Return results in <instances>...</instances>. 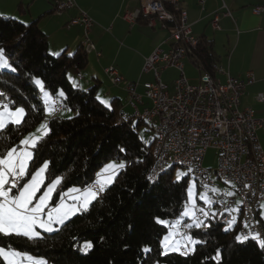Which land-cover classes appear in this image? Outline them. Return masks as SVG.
Masks as SVG:
<instances>
[{
    "label": "trees",
    "instance_id": "trees-1",
    "mask_svg": "<svg viewBox=\"0 0 264 264\" xmlns=\"http://www.w3.org/2000/svg\"><path fill=\"white\" fill-rule=\"evenodd\" d=\"M51 1L54 7L55 0ZM149 19L140 14L136 23L147 27ZM172 26L161 23L150 30L168 36ZM0 48L5 49V56L17 69L16 72L0 70V92L27 111L19 127H8L4 133L10 141L18 143L45 119L44 104L33 78L40 79L50 93L62 89L66 94L61 112L69 115L53 114L47 121L49 133L32 149L36 164L50 161V178L63 177L58 193L86 188L99 169L111 160L124 161L126 165L88 210L78 212L51 233H41L35 241L0 235V247L27 252L47 264H264V247L255 239L238 242L235 237L241 222L223 230L226 223L221 222L223 214L217 211L210 212L215 215L206 220L209 227L186 230L202 241L195 245L194 251L188 255L180 252L159 255L160 242L168 227L158 224L155 218L173 221L179 216L187 201V181L186 178L179 183L174 180V167L154 182L148 181L153 156L151 143L146 146L145 141H152L151 129L147 126L150 136L144 139L138 131L144 122L118 123L120 103L114 98L110 107H106L96 99L102 84L97 79L93 78L86 89L71 85L68 73L74 69L81 71L88 64L81 45L71 57L67 51L53 56L49 53L47 35L36 21L24 24L0 15ZM211 48L209 42L198 39L189 63H199L200 72L211 73L218 60ZM121 148L126 151L121 152ZM53 200L58 202L60 196L54 195ZM85 241L93 244L87 253L79 250ZM144 246L152 251L143 253ZM218 249L221 255L213 259ZM0 264H4L1 258Z\"/></svg>",
    "mask_w": 264,
    "mask_h": 264
},
{
    "label": "built area",
    "instance_id": "built-area-1",
    "mask_svg": "<svg viewBox=\"0 0 264 264\" xmlns=\"http://www.w3.org/2000/svg\"><path fill=\"white\" fill-rule=\"evenodd\" d=\"M67 10H76L77 15L65 28L69 30L80 25L83 51L86 54L96 52L90 39L94 21L77 7L75 0H55L53 14L61 15ZM223 10L209 22L213 30L219 29L222 17L230 16L227 8L223 7ZM262 11V7L253 8L255 14ZM140 14L150 17L147 25L150 28L157 23L173 25L167 36L170 40L168 49L162 50L161 44L156 45L142 64V73H150L153 80L141 84L125 83L114 66L106 67L103 72L112 86H122L126 93L117 122L142 121L151 129L153 165L148 181L153 177L151 182H154L167 165L181 167L185 171L191 168L188 176L198 186L215 187L216 180L226 185L224 181L229 180L235 185L232 190L236 194L223 196L206 211L222 213L221 222L226 223L234 217L231 209L238 207L239 215L235 218V222H241L238 233L243 236L249 232L260 233L264 239V224L260 223L257 215L259 204L264 201V151L257 138L260 131L264 133V117H255L250 108L241 107L240 100L245 86L253 82V76L247 73L244 78L235 77L219 66H214L211 73L200 72L199 63H195L193 66L197 68L199 78L196 84H192L184 76V66L192 49L197 47L198 39L192 35L180 0H143L136 11H126L121 18L131 28ZM165 69L177 72L171 85L161 80ZM218 75L224 77L223 82ZM254 99L264 103V93L257 94ZM125 107L130 112H126ZM61 111L58 104L53 114L59 115ZM209 151L216 157L214 168L203 166ZM96 180L97 177L93 178L87 187L94 185ZM246 184L250 187L245 188ZM238 201L242 203L238 204ZM197 215L204 218L199 212ZM186 230L181 226L178 234L186 233Z\"/></svg>",
    "mask_w": 264,
    "mask_h": 264
},
{
    "label": "crops",
    "instance_id": "crops-1",
    "mask_svg": "<svg viewBox=\"0 0 264 264\" xmlns=\"http://www.w3.org/2000/svg\"><path fill=\"white\" fill-rule=\"evenodd\" d=\"M142 1L75 0L77 7L85 11L94 21L90 30V39L95 44L96 52H91L94 60L90 62V70L86 76L92 75L97 79L101 71L99 66L104 61L110 66H115L125 81H137L141 84L153 80L150 73H142V64L156 45L161 44L162 50L168 49L170 41L167 40V35L161 31L152 32L149 26L142 27L137 23L130 28L121 18L126 11H136ZM180 3L187 14L192 35L211 44V49L218 59L214 66L228 70L235 77L244 78L247 73L253 76V82L245 86L244 94L240 99L241 107H248L255 117L263 118L264 103H258L254 98L257 94L264 93V0H180ZM223 7L229 10L230 16L222 17L219 21V29L213 30L209 22L215 14L224 11ZM255 7H262L263 11L255 14L253 13ZM52 9L51 0H0V15L15 18L24 24L37 22L39 29L47 35L50 54L63 51L72 53L81 43L82 27L77 24L67 30L65 25L77 15V12L67 10L61 15H55L51 12ZM159 24L161 23H157L155 27ZM62 27L68 32L64 33ZM123 43L127 46H123ZM188 62H185V66ZM168 71L170 70H163L160 77L164 83L171 85L174 79L169 77ZM102 73L104 74L103 70ZM78 74L81 77H78ZM73 76L78 84L77 88L91 83L87 80L88 77H83L81 71L76 69ZM91 78L93 81V77ZM218 79L224 81L222 75H218ZM119 88L126 97V93L121 87ZM114 98L117 99L112 95L109 103ZM117 100L121 107L124 106L126 98L124 101L119 98ZM128 109V107L124 108L126 112H130ZM51 117L53 113L45 116L46 121ZM257 138L264 151V133L260 131ZM226 186L228 190L233 191L228 185ZM261 204H264V201L259 204L257 215L261 223H264L260 216ZM232 213L235 218L239 215L238 212Z\"/></svg>",
    "mask_w": 264,
    "mask_h": 264
},
{
    "label": "snow or ice",
    "instance_id": "snow-or-ice-1",
    "mask_svg": "<svg viewBox=\"0 0 264 264\" xmlns=\"http://www.w3.org/2000/svg\"><path fill=\"white\" fill-rule=\"evenodd\" d=\"M60 54L54 53L53 55L59 56ZM68 55L71 57L74 53L70 52ZM0 70L17 71L5 56V49L3 48H0ZM68 78L74 87H78V84L72 80L70 74ZM33 82L39 87V91L42 94L41 99L44 104L43 111L45 115L52 114L58 104L62 106L63 100L66 99V94L62 89L57 90L55 93H50L45 90L40 79L33 78ZM96 99L106 107H110L108 100L102 99L99 95ZM26 116L27 111L24 106H15V101L7 97L5 93L0 92V235L5 237H24L30 241H35L41 236V231H38V229L51 233L57 230L56 225L62 226L78 212L88 210L100 194L105 192L107 187L114 182L119 171L125 168L126 165L124 161L119 163L109 162L97 173L98 179L94 182V185L84 189H69L67 192L58 193L57 190L63 182V177L55 176L50 178L48 175L50 161L44 160L42 163L36 164L35 153L31 150L35 149L44 136L49 133L50 127L47 121L40 123L35 133H29L23 139H20L18 143L10 141V138L4 136L8 127H19L25 121ZM36 133H39V135ZM149 143L151 141H145L146 146ZM120 151L125 152L126 149L121 148ZM172 166L167 165L164 170L166 171ZM191 172V168H188L186 172L178 169L176 181L178 183L181 182ZM152 179L153 177H149V180ZM224 183L229 185L230 188L235 187L229 180H225ZM244 187L249 188L250 186L246 184ZM204 188L206 191L197 193L194 191L195 183H189L187 201L176 220L169 221L160 217L155 218L158 224L174 230L170 231L161 240L160 248L162 251L159 252V255L166 256L170 252H180L182 255H188L191 251H194L196 244L202 243V241L194 239L193 236L187 233L180 234L181 240L173 238L177 234L176 230L181 226L184 229L210 226L205 223V220L210 215L214 216L215 213H210L203 207L197 209L196 199L198 198L205 205L211 207L214 201L209 192L216 195L220 194V190L208 185H204ZM57 194L60 196L59 202L53 200L54 195ZM235 194L234 191L230 190L223 192V195L229 197ZM69 200L71 202H68ZM237 203L240 204L242 201ZM261 208L264 210V204L261 205ZM197 211L204 219L197 215ZM231 211L238 212L240 208H233ZM262 215H264V211H262ZM183 218H188L191 223L182 224ZM234 222L235 217L228 221L229 226ZM247 226L246 224L245 227ZM248 238L257 240L261 247H264V239L261 238L260 233L249 232L247 236L238 234L235 237L238 242ZM92 247V242L85 241L79 246V250L87 253ZM141 251L147 254L152 249L144 246ZM220 255L221 253L218 249L213 259ZM0 258H3L6 264H47L45 260L33 258L27 252L5 247H0Z\"/></svg>",
    "mask_w": 264,
    "mask_h": 264
},
{
    "label": "rangeland",
    "instance_id": "rangeland-1",
    "mask_svg": "<svg viewBox=\"0 0 264 264\" xmlns=\"http://www.w3.org/2000/svg\"><path fill=\"white\" fill-rule=\"evenodd\" d=\"M38 4V3H37ZM62 30H63V32L64 33H67L68 31L67 30H65V28L64 27H62ZM170 41V40H169ZM170 43V42H169ZM123 46H127L126 44H122ZM129 47V46H128ZM52 55V54H51ZM88 65L83 69V70H81V74H82V76L83 77H88V81L89 82H91L88 86H90L92 83H93V81H91L92 80V78L91 77H93V78H95V76H86V74L89 72V64H90V62L91 61H93L94 60V58H93V54H91V53H88ZM108 66H110V64H108V63H105L104 61H102V63H101V66H99V70H101V71H99V74H98V76H97V79H99V81H101V87H100V89H99V91H98V94H97V96L99 95L102 99H104V100H108V101H110L109 99H111V97H112V95H114V96H116L117 97V99L119 98L120 100H122V101H124V99L126 98L124 95L125 94H123L121 91H120V88L119 87H121L122 88V86H117V87H115V86H112L108 81H107V79H106V77H105V75L102 73V70H104L106 67H108ZM115 67V66H114ZM96 69H98V65L96 64ZM117 69V68H116ZM170 71H168L169 73V77H171L172 79H175L176 77H177V72H175V71H173L172 69H169ZM73 73H74V70H71L69 73H68V77H69V74L71 75V78H72V80H74L75 82H76V80H75V77L73 76ZM162 74V73H161ZM199 72L197 71V68H195L191 63H187L186 64V66H184V76L192 83V84H196L197 83V81H198V78H199ZM93 75H95V74H93ZM70 81V80H69ZM127 82H130V81H125V83H127ZM134 82H137V81H134ZM70 83H71V85L73 86V83L70 81ZM88 86H83L82 88H80V89H86ZM36 87H37V89H38V91H39V87L36 85ZM74 87V86H73ZM77 88V87H76ZM39 94H40V97L42 96V94H41V92L39 91ZM106 96H108V97H106ZM110 104V103H109ZM104 105V104H103ZM128 111H129V109H128ZM61 115L63 116V117H66L67 116V113H65V111L63 112V113H61ZM48 115H46V117H47ZM46 121V118H45V120L43 121V122H45ZM42 123V122H41ZM39 126V125H38ZM38 126H36L33 130H31L29 133H35V131H36V128L38 127ZM148 130V127H147V125H145V124H142V125H140L139 127H138V131H139V133L144 137V139H148L149 138V136H150V133L147 131ZM29 133H27L25 136H27ZM37 135H39V133H36ZM24 136V137H25ZM23 137V138H24ZM22 138V139H23ZM32 150V149H31ZM116 162V163H119L118 161H115V160H111V161H109V162ZM109 162H107L106 164H108ZM204 165L203 166H205V167H210V168H214L215 167V164H216V157H215V155H214V153L213 152H211V151H209L207 154H206V157L204 158ZM105 165V164H104ZM103 165V166H104ZM103 166L99 169V171L98 172H100L101 171V169L103 168ZM181 170V171H185L183 168H181V167H177V166H175L174 168H173V171H172V173H173V178H174V180H176V173H177V170ZM186 172V171H185ZM186 178V181H187V188H188V185H189V183L190 182H194L195 183V181L192 179V177H190V176H187V177H185ZM215 188H217V189H219L220 190V194H216V195H214V194H212L211 192H209V195L212 197V199H213V201H214V203L213 204H216L220 199H222L223 198V196H225V195H223V192L225 191V190H228L229 188L226 186V185H224L221 181H219V180H216V186H215ZM194 191L195 192H202V191H206V189L203 187V186H198L196 183H195V189H194ZM65 192H67V191H65ZM187 198H188V194H187ZM59 202V201H58ZM68 202H71L70 200L68 201ZM212 204V205H213ZM196 205H197V209H199L200 207H203V208H205V210L207 209V205H205L202 201H200L198 198L196 199ZM211 205V206H212ZM262 205V204H261ZM260 208H261V206H260ZM212 211H215V210H212ZM262 211H264V210H262V208H261V210H260V212H261V214H260V216H261V218L263 219V221H264V215H262ZM197 213H198V211H197ZM178 218V217H177ZM176 218V219H177ZM175 219V220H176ZM204 219V218H203ZM174 221V220H173ZM183 221H185L186 223H191V221L188 219V218H183V220H182V222ZM205 223L206 224H208V221H206L205 220ZM222 223H224V222H222ZM261 223V222H260ZM262 225L264 224V223H261ZM233 225V224H232ZM231 225V226H232ZM60 225H57L56 226V228H58ZM231 226H229V224L226 222V224H224L223 225V230H225V229H229ZM241 227V226H240ZM239 227V228H240ZM238 229V228H237ZM239 230V229H238ZM38 231H41V233H49V232H44V231H42V230H39L38 229ZM167 232H166V234L165 235H167L170 231H174L173 229H170V228H168V230H166ZM177 231V230H176ZM186 233H188V231H186ZM239 234V233H238ZM164 235V236H165ZM164 236L162 237V239L161 240H163V238H164ZM173 239H175V240H181V235H178V234H176V236H174V238ZM183 243V242H182ZM189 247H191V245H189ZM34 258V257H33ZM38 258H40V257H38ZM2 260H3V258H1ZM40 259H42V258H40ZM3 262H4V264H6V262L3 260Z\"/></svg>",
    "mask_w": 264,
    "mask_h": 264
}]
</instances>
